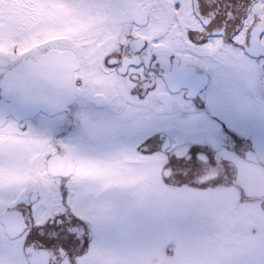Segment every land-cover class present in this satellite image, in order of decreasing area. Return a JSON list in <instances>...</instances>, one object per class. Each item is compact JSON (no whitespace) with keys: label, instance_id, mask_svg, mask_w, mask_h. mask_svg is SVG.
<instances>
[{"label":"flooded vegetation","instance_id":"1","mask_svg":"<svg viewBox=\"0 0 264 264\" xmlns=\"http://www.w3.org/2000/svg\"><path fill=\"white\" fill-rule=\"evenodd\" d=\"M159 1L88 0L93 22L88 25L87 37L78 30L81 36L76 33L58 41L57 36L46 38L42 31L51 0H0V23L13 33L6 50L0 48V101L3 77L21 62L37 64L50 51H66L77 63L74 97L63 110H39L25 118L7 115L0 125V166L10 167L11 174L19 171L16 178L21 180L18 185L23 192L10 207L0 204V236L8 243L23 241L19 247L22 264H30L27 248L46 251L48 264H79V257L92 250L95 237L93 225L72 203L76 188L85 185L82 180L92 178L100 190L96 202H108L106 193L111 196L124 189L119 179L127 163L146 159L156 165L162 158L167 176L176 159L173 136L180 132L187 165L195 169L197 160L208 164L217 160L224 173L220 182L230 179L238 189L233 165L227 158H216V149L204 146V154L192 152L199 147L191 145L188 127L191 114L202 112L208 120L219 123L217 132L221 139L226 137L223 147L229 149L228 139L236 140L239 132L224 127L217 107L221 92L211 95V91H229L232 98L224 99L223 105L230 102L243 110L256 100L264 101V0H210L206 14H198L192 5L185 22L174 14L171 1ZM215 13L223 15L218 23ZM95 22L103 26L97 28ZM190 23L198 24L199 29ZM256 27L261 33L251 49ZM176 30L184 32V38ZM167 37L176 40L173 48L165 45ZM103 91H112L122 105L113 103ZM188 91L198 92L190 96ZM239 131L247 134L244 129ZM247 151L254 150L247 148L243 159L258 164V156L256 161L245 158ZM18 156L23 157L20 165ZM193 174L190 169V179L171 185L204 190V182L217 179L216 173L204 172L196 183L190 181ZM144 191L149 188L139 186L132 193H120L112 200L113 209L122 207L124 212L125 204ZM47 198L48 215L38 216L36 209ZM18 207L22 231L11 238L1 217ZM58 210L59 214L53 215ZM118 217V212L112 216L115 225ZM207 222L205 219L206 226ZM52 229L61 231L59 241ZM72 236L79 240L75 247ZM187 238L193 240L190 248L200 245L197 234L188 233ZM112 255L117 264L142 262L122 247H115Z\"/></svg>","mask_w":264,"mask_h":264},{"label":"rangeland","instance_id":"2","mask_svg":"<svg viewBox=\"0 0 264 264\" xmlns=\"http://www.w3.org/2000/svg\"><path fill=\"white\" fill-rule=\"evenodd\" d=\"M170 1L174 14L179 16L181 22H185L190 16L192 5L196 6L198 14H206L210 8V0ZM242 1L239 0L241 3ZM241 3L239 17L242 14ZM48 13L50 14L44 20L42 31L46 38L57 36L58 41L76 33L79 35L80 31L81 35L87 37L86 31L91 27L88 25L93 22L90 21L93 16L88 0H51ZM214 15L215 23L223 17L219 13ZM94 24L97 28L102 25L97 22ZM190 25L194 26L193 29H199L198 24ZM6 27L0 23V48L3 50L12 42L13 36L12 31ZM176 32L180 34V38H184V32ZM165 41L169 48L177 44L176 40L169 37ZM103 92L109 95L113 103L122 105L121 99L118 100L112 91ZM220 92L222 101L217 103L222 114L220 118L224 121V127L234 128L239 132L236 131L239 138L234 141L228 139L229 149L223 147L226 137L221 139V133L217 132L219 123L208 120L202 112L191 114L188 131L191 145L199 147L193 148L192 152L204 154V146L212 147L217 151L216 158H227L231 162L236 172L234 178L238 189L230 179L224 178L220 182L224 173L217 160L211 164L197 160L198 166L195 169L187 165L181 146L183 133L180 132L173 136L176 141V149L173 150L176 159L173 162L174 168H171L167 176L163 172L165 160L162 158L156 165L146 159L127 163L119 179V184L124 189L111 196L106 193L105 198L110 199L108 202H104V199L96 202L100 190L96 189L92 178L82 180L85 185L76 188L72 203L76 212L93 225L95 237L92 250L79 257V264H117L112 255L115 247H122L130 257L140 259V264H264V101L256 100L247 110H243L241 106L231 105L230 102L223 105L226 103L224 99L232 98L229 91H211V95ZM230 107L231 111L228 109ZM243 129L247 131L246 135L239 131ZM247 148L253 149L257 154L258 164H248L243 159ZM22 158L18 156L16 162L19 164ZM190 169L194 172L190 181L198 183L204 172L216 173L217 179L215 177L204 182V190L190 191L183 186L171 185L173 181L178 184L179 180L182 182L183 179H190ZM11 171L8 166H0V204L6 207H10L12 201L23 195L22 187L18 185L21 180L16 178L19 171L12 174ZM139 186H147L149 191L141 192L136 199L127 202L125 213L122 207L118 211L113 209L112 200L120 193H132ZM2 209L0 206V213ZM15 210L22 215L19 207ZM49 210L47 198L36 209V214L48 215ZM115 212L119 214L116 225L112 222ZM55 214H59V210L54 211L53 215ZM205 219L208 221L207 226ZM51 232L53 235L58 233L59 241L61 231L52 229ZM188 233L197 234L200 245L190 248L193 240L187 238ZM70 239L75 247L79 240L76 241L75 236ZM0 242V264L24 263L19 253L23 242L21 239L8 243L0 236ZM166 246L168 249L165 250ZM198 248L200 252L197 251Z\"/></svg>","mask_w":264,"mask_h":264},{"label":"water","instance_id":"3","mask_svg":"<svg viewBox=\"0 0 264 264\" xmlns=\"http://www.w3.org/2000/svg\"><path fill=\"white\" fill-rule=\"evenodd\" d=\"M260 33L259 27L253 29L251 49H255V42ZM248 52L251 54V51ZM76 68L77 63L71 53L50 51L43 55L37 64L24 61L8 71L1 82L3 100L0 101V125L7 115L25 118L39 110L48 113L63 110L74 97ZM188 92L190 96H194L198 91ZM6 100L9 101V105L6 104ZM245 158L256 161V155L252 151H247ZM1 223L11 238L18 236L22 231V215L16 210L3 213ZM25 252L30 253L28 258L30 264L49 263L46 251L27 248Z\"/></svg>","mask_w":264,"mask_h":264},{"label":"trees","instance_id":"4","mask_svg":"<svg viewBox=\"0 0 264 264\" xmlns=\"http://www.w3.org/2000/svg\"><path fill=\"white\" fill-rule=\"evenodd\" d=\"M143 193V192H142Z\"/></svg>","mask_w":264,"mask_h":264}]
</instances>
